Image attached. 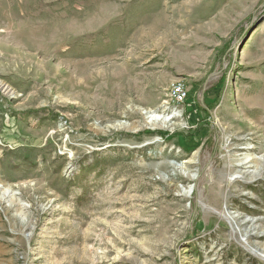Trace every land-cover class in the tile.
I'll return each mask as SVG.
<instances>
[{
	"label": "rangeland",
	"instance_id": "1",
	"mask_svg": "<svg viewBox=\"0 0 264 264\" xmlns=\"http://www.w3.org/2000/svg\"><path fill=\"white\" fill-rule=\"evenodd\" d=\"M5 188L0 264H264V0H0Z\"/></svg>",
	"mask_w": 264,
	"mask_h": 264
},
{
	"label": "bare ground",
	"instance_id": "2",
	"mask_svg": "<svg viewBox=\"0 0 264 264\" xmlns=\"http://www.w3.org/2000/svg\"><path fill=\"white\" fill-rule=\"evenodd\" d=\"M6 89V88H5ZM174 115H165L162 112H152L151 114L148 113V116L146 118L145 126L150 128H158V127H171V119ZM250 156L246 157L242 163H248L252 160ZM10 188H5L3 191H1L0 196L2 199H5L4 197H9ZM11 201V199H9Z\"/></svg>",
	"mask_w": 264,
	"mask_h": 264
},
{
	"label": "built area",
	"instance_id": "3",
	"mask_svg": "<svg viewBox=\"0 0 264 264\" xmlns=\"http://www.w3.org/2000/svg\"><path fill=\"white\" fill-rule=\"evenodd\" d=\"M188 97V90L182 83H175L171 88L170 98L175 102H183Z\"/></svg>",
	"mask_w": 264,
	"mask_h": 264
},
{
	"label": "trees",
	"instance_id": "4",
	"mask_svg": "<svg viewBox=\"0 0 264 264\" xmlns=\"http://www.w3.org/2000/svg\"><path fill=\"white\" fill-rule=\"evenodd\" d=\"M160 134H162V135H164V136L166 135L164 132H161Z\"/></svg>",
	"mask_w": 264,
	"mask_h": 264
}]
</instances>
